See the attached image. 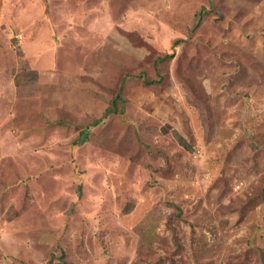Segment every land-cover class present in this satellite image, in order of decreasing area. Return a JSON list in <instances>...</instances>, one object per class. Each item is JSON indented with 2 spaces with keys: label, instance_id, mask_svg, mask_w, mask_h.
Masks as SVG:
<instances>
[{
  "label": "rangeland",
  "instance_id": "374dc122",
  "mask_svg": "<svg viewBox=\"0 0 264 264\" xmlns=\"http://www.w3.org/2000/svg\"><path fill=\"white\" fill-rule=\"evenodd\" d=\"M0 254L264 264V0H0Z\"/></svg>",
  "mask_w": 264,
  "mask_h": 264
},
{
  "label": "trees",
  "instance_id": "16d2710c",
  "mask_svg": "<svg viewBox=\"0 0 264 264\" xmlns=\"http://www.w3.org/2000/svg\"><path fill=\"white\" fill-rule=\"evenodd\" d=\"M198 26H199V24H198ZM122 112H123V110H122V99H121V97H117L113 100L111 108L108 109V111H107V115L108 114L109 115L117 114V113H122ZM172 133L180 145H182L185 149H187L189 151L191 150V147L189 146L187 141L179 134V132L173 131ZM88 135H89V131H85L82 134V137L80 140L81 144L88 141ZM64 260H65V258H64Z\"/></svg>",
  "mask_w": 264,
  "mask_h": 264
},
{
  "label": "crops",
  "instance_id": "0c3cea01",
  "mask_svg": "<svg viewBox=\"0 0 264 264\" xmlns=\"http://www.w3.org/2000/svg\"><path fill=\"white\" fill-rule=\"evenodd\" d=\"M0 256H1L0 258H3V257H2V254H0ZM1 262H2V260H1ZM1 262H0V264H2Z\"/></svg>",
  "mask_w": 264,
  "mask_h": 264
}]
</instances>
